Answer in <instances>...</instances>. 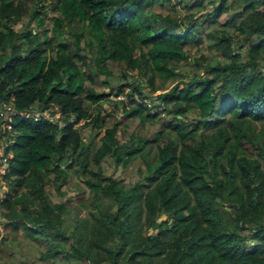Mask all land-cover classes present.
Here are the masks:
<instances>
[{
  "label": "trees",
  "instance_id": "16d2710c",
  "mask_svg": "<svg viewBox=\"0 0 264 264\" xmlns=\"http://www.w3.org/2000/svg\"><path fill=\"white\" fill-rule=\"evenodd\" d=\"M50 1L47 35L0 0V100L65 123L14 118L1 264H264V0ZM151 143L139 180L103 173Z\"/></svg>",
  "mask_w": 264,
  "mask_h": 264
},
{
  "label": "rangeland",
  "instance_id": "374dc122",
  "mask_svg": "<svg viewBox=\"0 0 264 264\" xmlns=\"http://www.w3.org/2000/svg\"><path fill=\"white\" fill-rule=\"evenodd\" d=\"M25 3H26V6L28 8H32V9H35L37 12H41L40 13V16L43 20V27L47 30V35H50V28H51V20H52V17H53V13L51 11L52 9V6H51V1L50 0H43L40 1V2H35V0H25ZM43 4V5H46L47 6V9L44 11V13H42V9L40 10V5ZM225 16H222L220 18V21L223 22ZM178 69L180 68V71L181 72H186L187 70H189L190 66L189 65H177L176 66ZM118 74V70L116 72ZM159 82V80H158ZM168 90V88H166ZM126 91V89H124ZM105 92H109V89H105ZM143 92L147 93L148 92V89L145 88L143 90ZM154 95L153 94H150V98L153 100L154 99ZM111 100L115 101V100H118V99H123L124 100V96L121 95L119 97H113L111 96L110 97ZM144 102L146 104H148L150 102L149 99H145ZM103 108L104 109H107V105L104 104L103 105ZM120 116V113L116 115V119L118 121V118ZM169 121V118L167 117H163L162 120H160V123L162 124H165L166 122ZM82 124V121H80V123H78V125H76V127L79 125ZM262 127H264L263 124H259V123H256V130H260ZM157 128L156 125H154L152 128L151 127H148L147 128V131L146 129H143L140 128L138 125L136 124H133L132 126L128 127V132L130 133H137V134H143L144 132H146V134H150L152 133L151 131H155ZM150 132V133H149ZM85 135V133H84ZM119 135V132L117 131L116 133V136ZM126 135H130L129 133H127ZM103 136V131H101L99 133V135L96 137V140L99 141V139ZM85 142H87V138L84 139ZM144 151L141 153V154H138L136 156V158L126 167H118L116 169H114L113 165H112V162L109 158H105L101 164L102 166V170H103V173L105 175H113L116 179L120 180L123 184H128V183H132L134 182L135 180H139L140 177H141V173L145 172V166L148 164V163H152V161L154 160L155 158V146L154 144H146L144 146ZM72 181H75L74 179H72ZM0 190L2 193L0 194V202L2 201L3 199V195H4V189H3V185L0 183ZM62 191H64L66 193V195H71L73 196L74 195V191H73V187L71 186V183H67L64 187L61 188ZM85 192H88L87 189H85ZM48 194L49 196L51 197V199L55 202H59L60 200H63V198H59L58 195H56L54 193V191L52 189H50L48 191ZM89 199L91 200V197H89ZM2 226L0 225V237L2 236ZM150 232H155V230H149V233ZM23 239V238H22ZM18 240H20V238H18ZM26 240H21L20 243H25ZM7 243L9 244L10 242L7 241ZM12 244V243H11ZM12 252L13 255H11L9 258H10V262L9 264H26L24 263V259L22 261V257L20 258L19 255H17V253H15L16 249L15 247L17 246V243H13L12 245ZM27 251H30V249H27ZM7 254L5 253H2L1 256L2 257H5ZM7 258V256L5 257V259ZM2 261V260H1ZM1 264V262H0ZM32 264H40L38 261H33Z\"/></svg>",
  "mask_w": 264,
  "mask_h": 264
},
{
  "label": "built area",
  "instance_id": "2783aa9c",
  "mask_svg": "<svg viewBox=\"0 0 264 264\" xmlns=\"http://www.w3.org/2000/svg\"><path fill=\"white\" fill-rule=\"evenodd\" d=\"M19 115L21 117H33L35 120L42 118L52 124L62 126V117L58 116L55 107L47 108L41 112L37 108L30 107L28 111L16 112L10 102L0 101V179L8 173V161L11 154L8 151L9 146L13 143L17 131L11 127V119Z\"/></svg>",
  "mask_w": 264,
  "mask_h": 264
},
{
  "label": "clouds",
  "instance_id": "9594fccd",
  "mask_svg": "<svg viewBox=\"0 0 264 264\" xmlns=\"http://www.w3.org/2000/svg\"><path fill=\"white\" fill-rule=\"evenodd\" d=\"M0 101L10 102L11 105L14 107V105H13V98H10L9 100H6V101H5V100H0ZM51 107H55V106H50L49 108H51ZM55 108H56V107H55ZM14 109H15V108H14ZM28 109L30 110V107H29ZM46 109H47V108H46ZM15 110H16V109H15ZM29 110H28V111H29ZM37 110H38L39 112L43 111V110H39L38 108H37ZM44 110H45V109H44ZM16 112H20V111L16 110ZM21 112H22V111H21ZM57 113H58V112H57ZM16 116H19V115H15V116L11 119V127H12V129H13L14 131H17V130H15L14 127H13L14 118H15ZM58 116H60V115H58ZM19 117H21V116H19ZM60 117L63 118V119H62V126L59 127L57 124L54 123V125H56L57 128H62V127H64V124H65V123H64V116H60ZM22 118H32L34 121H38V120H41V119H42V118H39V119L35 120L32 116H31V117H22ZM44 120H45V119H44ZM46 121H47V120H46ZM67 121H68V123H72V122H73V118L70 117ZM80 121H82V120H79L77 123H75L74 126H73V128H77L78 126L76 127V125H78V123H80ZM49 123H50V122H49ZM50 124H52V123H50ZM82 124H83V121H82ZM82 124H81V125H82ZM81 125H79V126H81ZM78 128H79V127H78ZM17 135H18V131H17ZM17 135H16V136H17ZM14 140H15V138H14ZM13 144H14V141H13V143H12V144L9 146V148H8V151H9L10 154H11V158H10L9 161H8L9 170H10V160L12 159L11 148H12V145H13ZM9 170H8V173H9ZM8 173H7V174H8ZM6 176H7V175H6ZM6 176H5V177H6ZM5 177L1 178L0 181H1V182H4L3 180H4Z\"/></svg>",
  "mask_w": 264,
  "mask_h": 264
},
{
  "label": "crops",
  "instance_id": "0c3cea01",
  "mask_svg": "<svg viewBox=\"0 0 264 264\" xmlns=\"http://www.w3.org/2000/svg\"><path fill=\"white\" fill-rule=\"evenodd\" d=\"M0 183L3 185V189H4V191L6 192L7 189H6L5 183H4V182H1V181H0ZM0 190H2V189H0ZM2 191H3V190H2ZM5 192H4V195H5ZM1 193H2V192L0 191V194H1ZM4 195H3V196H4Z\"/></svg>",
  "mask_w": 264,
  "mask_h": 264
},
{
  "label": "water",
  "instance_id": "95a60500",
  "mask_svg": "<svg viewBox=\"0 0 264 264\" xmlns=\"http://www.w3.org/2000/svg\"><path fill=\"white\" fill-rule=\"evenodd\" d=\"M228 210V208H226Z\"/></svg>",
  "mask_w": 264,
  "mask_h": 264
}]
</instances>
